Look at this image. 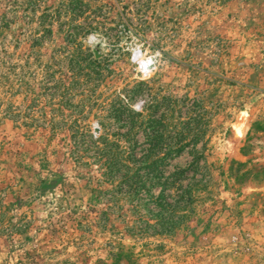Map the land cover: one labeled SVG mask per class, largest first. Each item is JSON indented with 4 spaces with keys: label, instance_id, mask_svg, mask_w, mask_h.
Returning <instances> with one entry per match:
<instances>
[{
    "label": "rangeland",
    "instance_id": "374dc122",
    "mask_svg": "<svg viewBox=\"0 0 264 264\" xmlns=\"http://www.w3.org/2000/svg\"><path fill=\"white\" fill-rule=\"evenodd\" d=\"M0 264H264V0H0Z\"/></svg>",
    "mask_w": 264,
    "mask_h": 264
},
{
    "label": "built area",
    "instance_id": "2783aa9c",
    "mask_svg": "<svg viewBox=\"0 0 264 264\" xmlns=\"http://www.w3.org/2000/svg\"><path fill=\"white\" fill-rule=\"evenodd\" d=\"M152 62L143 63L140 72L143 76H147L149 74V69L152 67Z\"/></svg>",
    "mask_w": 264,
    "mask_h": 264
}]
</instances>
